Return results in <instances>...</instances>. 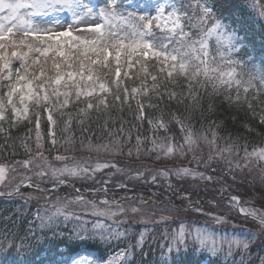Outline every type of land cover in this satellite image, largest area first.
Instances as JSON below:
<instances>
[{"label": "snow or ice", "instance_id": "obj_1", "mask_svg": "<svg viewBox=\"0 0 264 264\" xmlns=\"http://www.w3.org/2000/svg\"><path fill=\"white\" fill-rule=\"evenodd\" d=\"M257 52L264 0H0V198L23 201L0 208V254L99 240L58 264H264Z\"/></svg>", "mask_w": 264, "mask_h": 264}, {"label": "trees", "instance_id": "obj_2", "mask_svg": "<svg viewBox=\"0 0 264 264\" xmlns=\"http://www.w3.org/2000/svg\"><path fill=\"white\" fill-rule=\"evenodd\" d=\"M231 19L235 20V17H231ZM255 20V11L251 7L246 8V12L244 16L236 22V26L240 27L241 24L247 23L249 26H252V22ZM255 30L259 31V25H255ZM243 35V33H241ZM257 44H259V39H257ZM256 56V62L259 63L261 60H264V56L259 55V53H254ZM224 115H221V119H224ZM239 119V117H237ZM215 119V117H214ZM230 120V117H229ZM78 134V133H77ZM148 135H151V133H148ZM81 185L80 183L76 185L78 187ZM83 190V189H82ZM118 191V190H117ZM118 191L117 193H120ZM157 192V191H156ZM192 195L191 198L193 200L196 199H205V198H211L215 195V192L213 190L209 191L206 189H202L201 187L198 190L191 191ZM62 195H66V192H62ZM166 197L168 195H165ZM102 198V197H101ZM118 198V197H117ZM178 202V201H177ZM22 204L23 201H19L18 199L14 200H7L4 198H0V208H10L13 204ZM37 207V202L33 201L31 205H29V211H35V208ZM10 213H4V215H8ZM199 215L197 213H187L182 218L185 220L186 225H190L192 228L197 226H205V221L201 222V220H196V216ZM181 219V217L177 218V222ZM172 227H177V223L169 222ZM233 225L236 227H239L236 221H233ZM159 231V229H157ZM229 231H231L229 229ZM224 232H219L218 235H225ZM236 235L247 234L246 229H237L235 232ZM86 244L88 248L90 249H96L99 250L100 253L105 254L108 245H105L102 241L94 240V242H88V241H67L65 240L63 243L59 244V247L57 251H59L60 248L64 247L66 249V254H74L76 251H78L81 248V245ZM50 245L46 243L37 244L34 247H32L30 250H27L26 252H20L17 253V251H6L3 254H0V264H46L47 261H51L49 264H58L56 261V255L50 250ZM53 255L54 257H51ZM203 255V254H201ZM205 258L200 259L199 256L193 257L194 260H199L200 264H208L207 261V254H204ZM186 257L181 254L175 258L176 264H181V261L185 260Z\"/></svg>", "mask_w": 264, "mask_h": 264}, {"label": "rangeland", "instance_id": "obj_3", "mask_svg": "<svg viewBox=\"0 0 264 264\" xmlns=\"http://www.w3.org/2000/svg\"><path fill=\"white\" fill-rule=\"evenodd\" d=\"M91 3L95 4V3H97V0H91ZM206 151L207 150L205 149V152ZM169 166H171V165H169ZM191 166L192 167H195V165H191ZM201 170H203V169H201ZM225 179L227 180L228 183H232V178L230 176L225 177ZM186 181H187L186 183H185V181H180L179 183H180L181 186L190 187L191 188V191L198 190L200 187L202 189H205V186L203 185V183H201V184H199V186H197L196 183L193 182V180H192L191 177L186 178ZM75 183H76V185H78L79 183L80 184L81 183L89 184L90 182H80V181H76ZM237 183H239V180H237ZM80 186L81 185H79L78 187H80ZM226 186L227 185H225V187ZM130 187H131V185H130ZM234 187H235V185H234ZM243 187H247V185H244ZM207 190H209V191L213 190L215 192V195L214 196H218V186L216 188H213L211 185H209L208 188H207ZM229 190L231 191L232 189H229ZM156 191L157 192H164V195H168V196L170 195V193L167 192L164 188H159V187H156V186H152L150 189H148L147 192L149 193V192H156ZM117 192L118 191L115 190V195L118 198L121 195H125V193L122 192V191L120 193H117ZM195 218H196V220H201V222H204V217L201 216V215H197ZM197 227H201L202 228V227H205V226H197ZM197 227H194L193 229H195ZM48 235L51 236L50 233ZM88 242H94V240H88ZM59 251L63 252L64 253V256H62V257L61 256H57L56 257L57 263L59 261H61V260H67L69 258V256H72L74 258L77 253H79L81 255H83V254H91V256H94V257H99V256H103L104 255V254L100 253L99 250L88 248L86 244L81 245V248L78 251H76L74 254H72V255L71 254L70 255L69 254H66V249L64 247L60 248ZM51 257H54V256L51 255ZM50 262L51 261H47L46 264H49Z\"/></svg>", "mask_w": 264, "mask_h": 264}, {"label": "bare ground", "instance_id": "obj_4", "mask_svg": "<svg viewBox=\"0 0 264 264\" xmlns=\"http://www.w3.org/2000/svg\"><path fill=\"white\" fill-rule=\"evenodd\" d=\"M94 257V256H93Z\"/></svg>", "mask_w": 264, "mask_h": 264}]
</instances>
